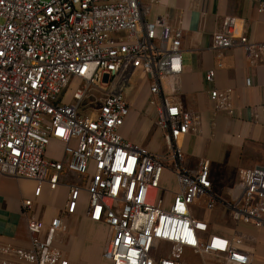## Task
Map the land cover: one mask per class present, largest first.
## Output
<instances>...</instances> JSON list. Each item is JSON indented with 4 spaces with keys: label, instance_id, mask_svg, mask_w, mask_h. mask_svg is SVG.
<instances>
[{
    "label": "built area",
    "instance_id": "built-area-1",
    "mask_svg": "<svg viewBox=\"0 0 264 264\" xmlns=\"http://www.w3.org/2000/svg\"><path fill=\"white\" fill-rule=\"evenodd\" d=\"M250 1L264 14V0ZM149 11L140 0H0V174L36 183L35 198L44 185L56 191L65 174L87 178L85 186H68L66 209L75 214L87 194L89 219L112 231L105 251L111 264H185L188 250L222 264H254L242 236L215 231L197 215L221 210L237 227L264 230V168L242 171L228 197L215 192L208 160L187 168L182 142L199 133L200 117L163 87L164 80L177 87L183 73V30L168 19L148 22ZM241 28L240 19L227 18L212 49L240 48L257 65L264 43L251 42ZM138 73L149 84L162 152L122 136ZM214 79L209 72L207 81ZM95 93L96 113L81 115ZM210 97L217 112L236 113L231 89ZM53 140L64 144L62 160L47 157ZM170 178L175 192L165 185ZM34 208L32 200L22 204L27 215ZM28 230L30 249L0 243V264H69L55 246L67 230L61 219L46 229L29 216Z\"/></svg>",
    "mask_w": 264,
    "mask_h": 264
},
{
    "label": "crops",
    "instance_id": "crops-1",
    "mask_svg": "<svg viewBox=\"0 0 264 264\" xmlns=\"http://www.w3.org/2000/svg\"><path fill=\"white\" fill-rule=\"evenodd\" d=\"M140 3L150 10L146 17L148 22L168 19L171 25L183 30V73L177 87H173L170 80H164V94L185 111L200 117L199 133L188 135L182 142L186 166L196 169L201 160H208L214 190L223 196L226 192L221 193L220 185L234 187L242 171L264 168V57L257 65H252L240 48L214 51L213 38L223 30L227 18H238L241 31L250 41L263 44L264 14H259L258 5L250 0H140ZM211 71L215 72V79L209 82L207 75ZM136 75L139 82L144 81L146 93L150 95L147 80L140 73ZM248 80L252 82L250 87ZM132 82L130 90H133ZM228 89L233 91L232 105L236 110L232 116L217 112L210 97L215 90ZM150 101L151 96L148 104L143 102L142 111L145 110L147 118L141 119L140 115L133 114L129 100L132 112L122 136L133 144L157 151L164 146V140L155 127L156 109ZM149 117L153 120L151 125L147 122ZM134 126L138 127V132ZM147 137L153 138V143H146ZM63 156L64 144L53 140L47 157L59 161ZM233 172L238 173L233 176ZM87 183V178L65 174L56 191L44 185L41 196L35 198L36 183L0 174V243L28 250L31 246L29 216L42 222L46 229L59 218L70 233L57 234L55 246L63 251L69 264H111L105 259V251L112 231L106 223H94L89 219L87 194L82 193L75 214H68L66 209L68 186ZM170 188L174 192L177 190V186ZM224 197H228V193ZM27 200L35 203L29 215L22 209ZM44 206L49 210L45 217L40 215ZM243 230L253 243L254 259L264 264V230L256 232L245 226ZM184 262L222 264L212 257L198 258L190 250L185 252Z\"/></svg>",
    "mask_w": 264,
    "mask_h": 264
},
{
    "label": "rangeland",
    "instance_id": "rangeland-1",
    "mask_svg": "<svg viewBox=\"0 0 264 264\" xmlns=\"http://www.w3.org/2000/svg\"><path fill=\"white\" fill-rule=\"evenodd\" d=\"M46 1V0H45ZM2 21L0 20V23ZM132 87L133 90L131 88V90H128V99L131 101V104L133 105V114H137L140 115V118H147L146 112L145 110L142 111V104L143 102L146 104H148L149 100H150V95L148 93H146V84L143 83L144 81H140L139 82V78L137 77V75H135L132 79ZM77 84H74L72 86L71 92L74 91V89L76 88ZM70 95V94H69ZM101 98L100 94H93L90 98L86 99L80 106V114L83 116H92L94 113H96L100 103L99 100ZM69 97H66V100L69 101ZM151 118V119H150ZM149 120H147L148 125L152 124V117L148 118ZM134 130H136L137 132L139 131L137 126H134ZM153 130H155V127L153 126ZM151 142L153 143V138H148L146 139V143ZM145 143V144H146ZM165 150V145L162 147V149L158 150V152H162ZM156 151V150H155ZM238 172H233V176L235 174H237ZM168 184L165 183L166 186H172V187H176V184L174 182V180L172 178H170V180H167ZM226 184H222L219 186V190H221V193L226 192L224 195H226L227 193H229V191L233 188H228ZM173 189V188H172ZM227 189V190H226ZM48 208L47 207H42L40 210V215L44 216L48 214ZM198 214V213H197ZM200 218L203 219H209V221H211V225L213 226L215 231H219L222 233H225L228 236H242L245 240H246V245L253 251L254 247H253V243L251 242V238H248V236H246L243 233V228L244 226H240L237 227L234 223L231 222V220L229 218H222V211L219 210L218 212H213V213H207V214H198L197 215ZM247 228L252 229L253 231L256 232H260V230H256L255 228H253L252 226H245ZM67 234L70 233V229L67 227L66 230ZM64 232V233H66ZM254 264H258L257 260L254 259Z\"/></svg>",
    "mask_w": 264,
    "mask_h": 264
}]
</instances>
